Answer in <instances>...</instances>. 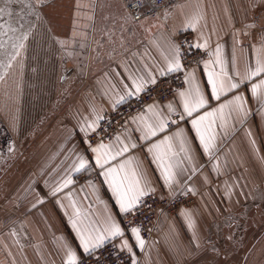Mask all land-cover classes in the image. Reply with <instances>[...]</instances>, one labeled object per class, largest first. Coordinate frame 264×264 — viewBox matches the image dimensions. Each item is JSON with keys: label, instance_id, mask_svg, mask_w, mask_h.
I'll list each match as a JSON object with an SVG mask.
<instances>
[{"label": "crops", "instance_id": "1", "mask_svg": "<svg viewBox=\"0 0 264 264\" xmlns=\"http://www.w3.org/2000/svg\"><path fill=\"white\" fill-rule=\"evenodd\" d=\"M58 1L44 10L53 24L60 25L68 14L63 9L68 2ZM72 1L71 25L62 48L74 50L68 59L76 86L59 107L55 126L44 131L42 149L32 166L13 177L8 190L0 193V264H67L69 249L79 261L88 254L80 246L77 229L102 233L113 221L124 235L106 240L104 245L117 243L130 255L128 264H193L208 259L210 253L222 256L224 264L228 260L229 264H264V235H259L256 219L262 204L259 196L264 197V98L250 91L253 83L264 80V74L245 80L219 101L211 99L193 117L179 119L173 129L166 126L155 137L143 138L145 124L155 126L164 120L167 125L171 116L183 112L179 93L198 86L206 99L210 97L207 73L221 71L215 63L217 48L224 70L236 83L255 68L258 58L264 59V0H186L163 13L165 24L159 19L141 24L138 36L123 43L119 52L112 40L119 38L125 20L116 0ZM51 13L57 14L58 22ZM185 31L194 34L195 47L201 46L197 49L209 53L207 59L190 70L186 86L173 99L149 105L129 120L124 134L100 142L112 155L128 148L110 163L116 166L131 160L147 194L168 198L189 192L196 198L195 204L183 207L175 216L162 215L157 237L143 241L141 248L131 230L125 229V213L120 212L112 189L95 165L91 147L100 143L87 147L86 137L92 130L83 129L94 122L97 128L105 111L117 109L152 80L173 73L168 71L177 49L172 37ZM135 84H142V90L137 92ZM236 95L244 97V112L233 105L224 110L223 120L217 114L208 130L212 144L205 152L191 120ZM169 104L174 112H169ZM165 137H171L167 154L173 165L170 184L154 158L155 150L149 151ZM167 149L164 145L162 150ZM79 156L89 163L76 171ZM82 174L88 178L79 179ZM69 178L71 184L64 187ZM243 214L246 220L250 218L246 224L252 226L246 235L241 233L246 225ZM212 230L218 235H211ZM125 240L131 252L124 247Z\"/></svg>", "mask_w": 264, "mask_h": 264}, {"label": "rangeland", "instance_id": "2", "mask_svg": "<svg viewBox=\"0 0 264 264\" xmlns=\"http://www.w3.org/2000/svg\"><path fill=\"white\" fill-rule=\"evenodd\" d=\"M51 2L61 1L0 0V9L4 10L0 14V193L8 190L13 177L32 166L42 149L44 131L54 125L59 107L76 86L74 67L68 59L74 50L62 48L68 38L73 1L67 0V7L63 8L68 12L65 22L54 23L56 26L44 10ZM107 5L113 9V5ZM58 8L52 9L59 11ZM50 15L58 22L56 13ZM25 34L27 39H22ZM21 43L23 48L18 47ZM16 52L18 55H14ZM259 201L262 204L256 218L258 233L264 235V197L259 196ZM243 215L246 224L250 218L246 220ZM251 227L246 224L241 233H251ZM212 231L211 235H218ZM221 246L222 252H226ZM221 261L225 263L222 256L210 253L208 259L193 264Z\"/></svg>", "mask_w": 264, "mask_h": 264}, {"label": "built area", "instance_id": "3", "mask_svg": "<svg viewBox=\"0 0 264 264\" xmlns=\"http://www.w3.org/2000/svg\"><path fill=\"white\" fill-rule=\"evenodd\" d=\"M184 1L186 0H116V5L121 8L125 20L119 38L112 40L117 52L121 51L123 43L128 44L138 36L141 24L156 19L165 24L163 13ZM172 38L181 54L182 71L159 77L155 84H146L141 93L117 109L105 111L99 126L86 137L87 147L124 134L129 120L134 115L153 103L164 104L173 99L176 93L186 86L190 70L207 59L209 53L195 47V36L191 31L173 35ZM161 91L166 94L161 95ZM179 116L170 117L167 123L168 129L176 126ZM86 178H88L87 174L79 176L81 180ZM195 202V196L189 192L168 198H163L157 193L147 194L132 211L123 215L124 227L127 231L133 227L138 228L142 240L148 242L157 237L159 219L162 215L175 216L180 209L191 206ZM130 259V255L120 249L117 243L110 242L85 255L78 262L79 264H128Z\"/></svg>", "mask_w": 264, "mask_h": 264}, {"label": "snow or ice", "instance_id": "4", "mask_svg": "<svg viewBox=\"0 0 264 264\" xmlns=\"http://www.w3.org/2000/svg\"><path fill=\"white\" fill-rule=\"evenodd\" d=\"M3 9H0V14L3 13ZM22 39H27L25 34ZM17 47L14 45V48ZM19 48H23V43L19 44ZM196 47H201L196 45ZM221 49H216V64L221 66V71L219 73L214 70H210L207 73V82L211 87V95L209 98H205L204 94L200 92L198 86H194L188 92L179 93L182 98L183 112L180 114L179 118L184 119L185 116L193 117V114L198 112L201 109H204L211 99L217 101L220 100L221 96L226 95L227 93L237 90L240 88V84L244 83L245 80H252L253 77H258L264 74V59L258 58L256 61L255 68H250L245 77L241 78L240 83L232 82V78L224 70L223 62L221 60ZM18 55V52L14 53ZM180 51L177 48L175 50V56L173 60L168 65L169 72H179L182 71V66L180 62ZM14 58V56H13ZM208 67V64L205 65ZM152 83L155 84L156 81L152 80ZM142 84H135V90L137 92L142 90ZM251 93L256 96L258 92L260 93L261 98H264V80H261L260 83H253L250 89ZM131 95V93H129ZM124 98L121 97V101ZM120 102V101H118ZM235 106V110L238 112H244V97L241 95H236L228 103L221 104L219 108L207 111L205 114L195 117L191 120V126L195 130L197 137H199L200 143L204 148L205 152H208L212 144V136L208 135V130L211 128L212 124L215 123V118L217 114H220L221 119L223 120L224 110L231 106ZM169 112H174L175 109L171 104L168 105ZM175 123L176 121H172ZM166 122L160 120L159 123L155 126L151 124H145L144 127V139H149L155 137L158 132H163L166 129ZM96 124L95 122L89 124L87 128L83 131L87 132L89 129L95 131ZM182 135L177 133V136ZM171 137H165L160 143L154 144L152 148L149 149L150 152L155 150V159L159 163L160 168L162 169V174L164 175L165 182L170 184L173 179L172 172V163L167 158V154L171 151ZM167 145V151L162 150L163 146ZM135 147V145H132ZM128 148L125 146L120 152L116 155L110 154L109 147L103 143H100L96 147H91V152L95 154V165L101 169V175L104 177V180L108 183L109 187L112 189V193L116 198V201L119 205L120 212L128 213L138 204L142 197L148 193V189L141 184V180L138 176L135 168L132 167V161L126 160L119 163L116 166L111 165V161L116 159L117 155H122L124 152H127ZM78 165L76 166V171L85 169L88 166L89 161L86 160L83 156L78 157ZM71 179L65 181L64 187L68 184H71ZM57 189L56 191H59ZM55 195V191L53 192ZM73 227H76L75 221H73ZM140 230L136 227L131 229L132 235L135 237L138 245L143 247V240L139 235ZM77 234L79 236L80 246L83 248V252L90 254L96 249L101 248L106 240L123 237L124 232L122 231L119 224L114 221L110 223L101 233L99 230L93 232H83L80 229H77ZM124 247L128 248V242L124 241ZM129 252L132 251L131 248H128ZM67 264H79L77 255L71 249L68 250Z\"/></svg>", "mask_w": 264, "mask_h": 264}]
</instances>
